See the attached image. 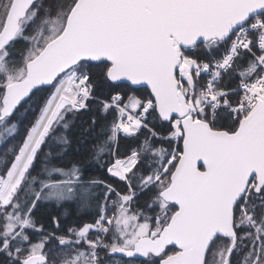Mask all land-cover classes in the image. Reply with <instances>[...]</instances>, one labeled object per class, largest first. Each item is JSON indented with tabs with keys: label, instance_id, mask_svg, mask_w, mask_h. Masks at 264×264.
I'll list each match as a JSON object with an SVG mask.
<instances>
[{
	"label": "snow or ice",
	"instance_id": "snow-or-ice-1",
	"mask_svg": "<svg viewBox=\"0 0 264 264\" xmlns=\"http://www.w3.org/2000/svg\"><path fill=\"white\" fill-rule=\"evenodd\" d=\"M5 143L0 264H264V0H0Z\"/></svg>",
	"mask_w": 264,
	"mask_h": 264
},
{
	"label": "trees",
	"instance_id": "trees-1",
	"mask_svg": "<svg viewBox=\"0 0 264 264\" xmlns=\"http://www.w3.org/2000/svg\"><path fill=\"white\" fill-rule=\"evenodd\" d=\"M130 94H135L138 97H144L147 94V90L145 88H137L136 91L134 93H130ZM39 95H46V93H41ZM126 99V97H125ZM25 107H27V105H25ZM21 111L23 112L24 109L22 108ZM83 118H86L83 117ZM28 119H31V117L29 116ZM28 121L25 120V123H27ZM77 126H79V120L76 122ZM77 131V129H74L73 132L75 133ZM8 147V144L5 143L4 145H0V155L3 154L4 150ZM121 151H124V145H121ZM69 153L72 156H76L77 158H79L80 155H82V153H77V144L75 142V139H73V143L71 144L70 148H69ZM90 172L92 175H97V176H103L106 175V172H102L101 170H99L98 168H94V169H90ZM67 211L69 212V215L67 217H65L63 215V213L65 212V208H60V209H56L55 206L51 207V208H45L42 207L41 209H39L36 213L37 217H45L48 213H52V214H59L61 216V220L65 223V224H72L73 222L76 223H82V222H87L90 220V216L87 214H79V219L78 214L76 212V209L74 206H70L67 208ZM123 261V260H128L131 262V264H141V260H136L133 258H120V257H114L113 260V264H115V261Z\"/></svg>",
	"mask_w": 264,
	"mask_h": 264
},
{
	"label": "water",
	"instance_id": "water-1",
	"mask_svg": "<svg viewBox=\"0 0 264 264\" xmlns=\"http://www.w3.org/2000/svg\"><path fill=\"white\" fill-rule=\"evenodd\" d=\"M115 256H120L121 257V254H116ZM124 258H126V257H124ZM134 259H142V258L136 257Z\"/></svg>",
	"mask_w": 264,
	"mask_h": 264
},
{
	"label": "flooded vegetation",
	"instance_id": "flooded-vegetation-1",
	"mask_svg": "<svg viewBox=\"0 0 264 264\" xmlns=\"http://www.w3.org/2000/svg\"><path fill=\"white\" fill-rule=\"evenodd\" d=\"M116 257H120V256H116ZM120 258H124V257H120Z\"/></svg>",
	"mask_w": 264,
	"mask_h": 264
}]
</instances>
